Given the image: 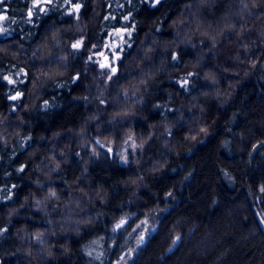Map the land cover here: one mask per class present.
<instances>
[{"label": "trees", "instance_id": "16d2710c", "mask_svg": "<svg viewBox=\"0 0 264 264\" xmlns=\"http://www.w3.org/2000/svg\"><path fill=\"white\" fill-rule=\"evenodd\" d=\"M134 3L137 10L133 15L141 22L137 25L141 38L151 29L152 22L165 11L168 12V19L164 20L161 31L164 38H172L168 24L176 10L161 7L157 11H150L148 4L141 3V0H134ZM30 5L31 0H0V16L5 17L0 24L10 30L0 35V45L18 40L25 45V49H30L41 40L45 26L53 19L57 23L62 19L65 25L72 23V17L53 16L50 13L47 18L41 16L37 19L34 16L33 25H25L22 17ZM125 8L129 9L126 3ZM104 9L106 11L102 15L112 11L106 3ZM91 13L89 0L81 15L87 19ZM13 19L21 22L13 23ZM119 21L117 16V25ZM28 32L35 35L24 39V34ZM104 36H107V32ZM139 43L136 40L133 48ZM13 50H16L15 45ZM195 58L194 50L182 51L180 61L173 70L175 78L168 80L162 76L160 83L154 86L151 97H145L138 106L132 122L129 124L125 121L122 125L132 128L139 137L153 131V126L162 131V124L166 120L176 122L183 115V120L175 123L171 135L161 137L175 144L179 154L162 148L153 137L149 142L153 148L146 153V158L149 162L167 158L168 165L148 179V187L139 191L126 183L136 175V166L123 164L115 144L111 153H108L107 147L97 146L102 154H108V158L105 159L104 155L91 157V162L86 163L91 156V148H79L80 137L76 133L95 107L84 100H75V97L87 94L86 85L79 82L72 85L69 82L65 89L49 85L41 94L51 101L52 106L47 110L38 106L32 112H27L23 109L29 102L31 72L29 80L19 86L24 91L20 101L8 99L12 86L0 80V114L8 117V130L11 132L20 127L23 135L31 136L23 147L16 140L8 146L0 143V197H7L9 190L13 193L11 200L0 199V228L7 229L0 236V264H29L30 261L36 264L24 250L30 243L32 250L41 256L43 253L40 250L45 245H50L55 254L42 259L40 264H121L120 257L128 246H135V238L140 232V229L135 232L132 229L145 218L156 225L155 231L150 228L149 233L145 234L146 243L136 249L128 264H197L194 250L202 247L215 254L227 252V264H264V231L260 230L264 221V216L260 215L264 212V143L261 142L264 141V70L243 78L228 73L221 78L220 87L227 89L231 82L238 81L231 99L223 102L222 98L201 97L200 104L207 109L202 114L187 102L201 92H214L216 86L205 87L206 83L211 82L193 77L189 89L185 91L177 82L182 73L188 70V62ZM12 63L15 61L10 57L0 59V69L8 71ZM169 91L173 92L171 98ZM157 103L160 107H153ZM13 105L16 106L15 112L11 111ZM109 110H112L111 107ZM17 113H22L23 124L16 119ZM201 115L207 121L208 131L191 142L189 152L184 137ZM88 133V138L108 134L103 128L98 132L91 124L88 125ZM119 138L117 135L116 139ZM64 149H69L66 157L58 151ZM128 154L130 161L135 158L131 149H128ZM139 155L137 152L136 156ZM51 156L62 164L57 171L50 172L52 165L48 157ZM65 158L68 160L66 164L63 163ZM21 165L25 166L24 172L17 173L15 169ZM85 168L87 173H83ZM49 172L51 178L45 175ZM185 176L188 178L184 179ZM38 178L42 186L35 183ZM53 188L60 201L46 202L37 208L33 195L42 199ZM75 188H83L90 194L102 189L108 194L107 203L100 199L80 200L79 193L73 191ZM168 191L174 193V198L168 197L165 201L164 194ZM26 199L28 202L24 204ZM52 199L55 201V197ZM64 201L73 202L65 207ZM22 204L24 206L20 207ZM157 204L162 208L167 207L169 211L167 214L158 213L153 219L149 209ZM13 207L19 208V212L12 216L9 223L7 212ZM125 212L135 215L127 220L123 228L112 232L114 218ZM81 219H91L93 223L87 226L73 223ZM177 220L180 221L185 242L180 249L165 256L169 229L176 225ZM60 228L66 230L59 231ZM75 229H79V233ZM53 230L57 232L55 236L51 235ZM37 231L45 235L40 242H33L27 234ZM129 232L132 233L131 238L128 237ZM125 239L128 245H124ZM99 253L103 255L97 260L95 257Z\"/></svg>", "mask_w": 264, "mask_h": 264}, {"label": "clouds", "instance_id": "9594fccd", "mask_svg": "<svg viewBox=\"0 0 264 264\" xmlns=\"http://www.w3.org/2000/svg\"><path fill=\"white\" fill-rule=\"evenodd\" d=\"M88 3L89 0H31L30 7L24 10L23 24L33 25L34 16L37 19L41 16L47 18L50 13L53 16L59 14L60 17H72V23L65 25L62 19L60 23L53 19L45 26V34L41 40L30 49H25V45L18 40L0 45V59L10 57L12 61H15L9 65L8 71L0 69V80L7 81L8 85L12 86L10 89L12 94L8 96V99L20 101L24 91L19 86L29 80V72H31V85L28 88L29 102L23 109L27 112H32L38 106L45 110L52 106L51 101L41 94V91L49 85L56 89H65L69 82L72 85H77L78 82L86 85L87 94L79 95L75 97V100H84L87 104L94 105L95 111L87 116L84 125L76 133L80 137L78 147L91 148V156L89 161H86L88 163L91 162V157L99 158L104 155L105 159L108 158V154H102L97 146L107 147L108 153H111L112 146L115 144L123 164L131 163L136 166V175L130 177L126 183L134 186L135 191H139L140 188L148 187V179L163 171L168 165L167 158L152 159L151 162L146 158V153L152 151L153 145L149 142L153 140V137L159 141L162 148L168 149L173 154H179L175 144L167 139L162 140L161 137L170 136L175 123L183 120V115L176 122L166 120L162 124V131H159L157 126H153V131L139 137L132 128L123 127V123L132 122L137 115L138 106L144 102L145 97H151L154 86L160 83L162 76L168 80L175 78L173 70L180 61L182 51L194 50L196 58L188 62V70L182 73L181 79L177 81L181 87L187 91L193 77L205 82L210 81L211 84L206 83L205 87L216 86L214 92H201L199 96H192L187 102L190 107L197 108L203 114L207 109L200 104L201 97L222 98L223 102L231 99L238 81L234 80L227 89H222L221 78L228 73L243 78L253 72L264 70V0H141V3L148 4L150 11H157L161 7L176 10V14L168 24V28L171 29V39L164 38L161 31L164 20L168 19L167 11L162 12L152 22L151 29L155 31L150 29L141 38L137 31V25L141 22L133 15L137 10L134 0H91L92 13L85 19L81 13L85 12V6ZM105 3L112 11L102 15L106 11ZM125 3L131 10L125 8ZM117 16L120 18L118 25ZM12 22L21 21L13 19ZM9 31V28L0 24V35L7 34ZM105 32L107 36H104ZM34 35L33 32H28L23 38L30 39ZM136 40L140 43L134 49L133 44ZM13 45L16 47L15 51ZM229 64L231 66L226 67ZM168 96L171 98L173 92L169 91ZM110 107L112 110H109ZM153 107H160V105L157 103ZM11 111H16L15 105L12 106ZM16 119L21 124L24 123L22 113H17ZM7 121L8 117L0 114V143L8 146L16 140L20 141V146L23 147L31 136L23 135L20 127L10 132L6 126ZM90 124L94 125L98 132L103 128L108 134L88 138ZM208 127L203 115L194 121V126L184 137L185 145L189 146V152L191 142L206 135ZM117 135L120 137L119 140L116 139ZM261 142L264 143V141ZM128 149L132 150L135 157L131 161ZM68 150L58 151L66 157ZM137 152L140 153L139 156H136ZM48 159L52 165L50 172L61 168L62 164L56 160L55 156ZM63 163H68L67 158ZM24 168L25 166L21 165L15 170L17 173H23ZM50 172L45 174L48 178H51ZM83 173H87V168L83 170ZM6 174L11 175V173ZM187 178L188 176L184 177V179ZM35 183L37 186H42L39 178L35 180ZM73 191L79 193L80 200L100 199L107 203L108 194L102 189L96 190L94 194H90V191L83 188H75ZM12 197L13 193L9 190L7 197H0V199L11 200ZM168 197L174 198V193L166 192L165 201ZM32 198L37 208L46 202L60 201L54 188L49 189L42 199L36 198L35 195ZM27 202L26 199L24 204ZM72 202L64 201V206L67 207ZM76 204L77 207L80 206L78 201ZM23 206L22 204L20 207ZM168 211L167 207L162 208L157 204L149 209V215L154 219L156 214L161 212L167 214ZM18 212L19 208L16 207L8 209L7 221L10 223L12 216ZM134 215L135 213L125 212L118 218H114L112 232L123 228L127 220ZM260 215L264 216V212ZM122 221L123 224H121ZM73 223L87 226L93 221L81 219L74 220ZM117 225L121 227L117 228ZM179 225L180 221L177 220L176 225L169 229V242L164 250L165 256L180 249L185 242ZM261 225L260 230L264 231V221ZM150 228L154 232L156 225L150 223L147 218L141 219L135 225L132 232L140 229L134 241L135 246H128L125 254L120 257L121 264H128V260L132 258L136 249L146 243L145 234L149 233ZM65 230L59 229V231ZM6 231V228H0V236H3ZM19 231L23 232L24 229ZM75 231L79 233V229ZM191 232L190 228L189 234ZM56 234V230L51 232L53 236ZM27 235L32 237L33 242H40L45 233L37 231ZM131 235L132 233L129 232L128 237L131 238ZM112 243L115 245V240ZM124 245H128L127 239ZM24 250L28 256L32 257V260L36 261V264H40L42 259L55 255L50 245H45L40 250L43 253L42 256L32 250L31 243ZM194 252L197 264H221V262L227 264V252L215 254L204 247ZM88 254L92 255L91 252ZM102 255L103 253H99L95 259H101ZM161 260L163 261V258Z\"/></svg>", "mask_w": 264, "mask_h": 264}, {"label": "snow or ice", "instance_id": "6c2138e0", "mask_svg": "<svg viewBox=\"0 0 264 264\" xmlns=\"http://www.w3.org/2000/svg\"><path fill=\"white\" fill-rule=\"evenodd\" d=\"M3 19H5V17L0 16V20H3ZM121 224H123V221L121 222ZM120 227H121V225H117V228H120Z\"/></svg>", "mask_w": 264, "mask_h": 264}]
</instances>
